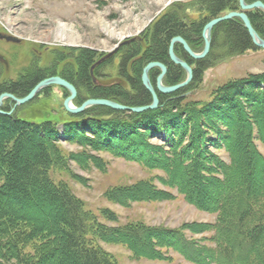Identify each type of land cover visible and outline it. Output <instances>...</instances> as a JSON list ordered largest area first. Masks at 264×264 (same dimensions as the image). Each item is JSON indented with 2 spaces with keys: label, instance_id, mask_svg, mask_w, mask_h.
<instances>
[{
  "label": "trees",
  "instance_id": "trees-1",
  "mask_svg": "<svg viewBox=\"0 0 264 264\" xmlns=\"http://www.w3.org/2000/svg\"><path fill=\"white\" fill-rule=\"evenodd\" d=\"M240 8L239 0H201L205 16L199 20L188 24L179 10L159 17L145 47L131 43L121 50L118 70L127 88L119 82L94 84L91 70L96 55L91 50H81L77 72L63 78L84 91L87 99L113 100L129 107L149 105L152 96L142 83L143 69L151 62L163 63L168 68L165 85L182 83L186 72L169 57L172 39L184 38L197 52L204 43V27ZM247 14L264 39V12ZM216 43L230 55L258 50L238 18L213 29L212 48ZM175 52L192 66L193 81L173 95L157 91L161 107L156 111L136 114L94 106L59 121L40 122L0 115V264H118L99 241L122 244L135 257L150 260H170L167 251L173 250L194 264H264V155L257 145L259 141L264 146V73L230 81L207 103L186 102L184 94L202 83L211 59L208 55L194 60L181 46ZM51 73L56 76L53 71L33 70L15 90L25 97ZM95 73L99 72L95 69ZM159 73L151 71L155 88ZM84 100L75 103L79 106ZM61 140L163 172L158 181L165 188L177 190L197 209L215 214L216 222L186 223L180 229L135 223L107 227L66 184H57L50 176L53 169L68 170L70 157L83 167L92 160L105 169L104 163L86 150L66 155L55 145ZM213 150L224 151L229 161ZM106 197L123 206L175 199L152 181L110 190ZM103 216L117 221L108 210ZM187 233H213L209 241L214 246L196 243Z\"/></svg>",
  "mask_w": 264,
  "mask_h": 264
},
{
  "label": "rangeland",
  "instance_id": "rangeland-1",
  "mask_svg": "<svg viewBox=\"0 0 264 264\" xmlns=\"http://www.w3.org/2000/svg\"><path fill=\"white\" fill-rule=\"evenodd\" d=\"M200 1L0 0V31L21 39L19 44L10 45L15 56L13 63L15 69L10 71V75L16 79L30 66L33 69L43 68L48 73L58 72L56 75L59 77L71 71L75 73L79 67L77 62L79 52L91 50L96 55L95 64L100 62L93 70L94 84L109 86L119 82L127 88V83L119 76L118 70L123 46L140 43L145 47L153 24L165 13L179 10L188 24L203 18L205 15L200 11ZM233 12L242 11L240 8L239 11ZM229 13L231 11L226 14ZM204 46L205 43L196 53L202 52ZM115 49H118L117 53L107 57ZM208 55L211 66L205 71L202 83L194 85L192 91L184 94L188 97L186 102L207 103L218 88L230 81L246 78L251 74L264 73V49L230 55L222 44L216 43L213 48L211 46ZM95 69L99 72L97 75L94 74ZM164 81L165 78L163 85ZM76 89L78 94L71 104L79 107L91 98H85L86 93L84 91L81 93L77 87ZM69 96V91L54 85L46 88L30 103L17 107L14 105L11 112L1 108L0 111L7 113L4 116H17L27 121L40 122L45 119L59 121L71 115L64 107ZM81 98L86 100L78 106L75 101ZM41 111H44V114H40ZM59 132L63 133L62 127L59 128ZM55 145L66 155L72 156L86 150L93 158L104 163L105 169L98 168L92 160L87 167H83L74 157H70L68 170L53 169L50 176L55 183L66 184L75 196L84 202L85 208L96 214L97 219L109 228L135 223L149 227L180 229L186 223L216 222L215 214L197 209L177 190L165 188L158 181L165 176L161 171L150 170L106 151L93 150L89 145L84 147L64 140L56 142ZM257 145L264 155V146L259 141ZM213 152L220 155L224 161H229L224 151ZM143 181H152L158 188L171 192L175 199L129 202V205L123 206L106 197L110 190L131 187ZM105 210L116 215L117 221L106 220L103 216ZM187 235L196 243L200 241L202 245L214 246L209 241L213 233ZM204 236L208 241H203ZM98 245L118 264H194L173 250L167 251L171 259L165 261L137 258L129 248L118 243L99 241Z\"/></svg>",
  "mask_w": 264,
  "mask_h": 264
},
{
  "label": "water",
  "instance_id": "water-1",
  "mask_svg": "<svg viewBox=\"0 0 264 264\" xmlns=\"http://www.w3.org/2000/svg\"><path fill=\"white\" fill-rule=\"evenodd\" d=\"M240 2V7L242 12H231L229 14H226L224 16H221L219 18H216L212 21H210L203 29V39H204V49L200 53L194 52L188 42L178 36L174 39H172L170 46H169V57L171 61L176 64L181 66L184 71L186 72V79L182 83H179L174 86H165L163 85V79L165 78L168 69L167 66L163 63L160 62H151L149 63L144 69H143V75H142V83L144 87L150 92L152 96V102L149 105L142 106V107H129L125 106L123 104L117 103L115 101L107 100V99H89L85 101L82 106L79 107H74L71 103L76 99L77 97V89L76 87L71 84L69 81L65 80L62 77L59 76H54L50 78H46L40 83H38L30 93L23 97V98H17L12 95H4L0 99V104L2 102V99L4 97H11L15 101L16 107L19 105H25L27 103L32 102L42 91H44L46 88L50 86H60L67 91H69L70 96L65 100L64 107L65 109L73 114V115H78L82 114L85 111H87L89 108H92L94 106H103L107 107L116 111H126V112H131V113H136V114H141V113H146L148 111H156L161 107V101L158 96V92L165 94V95H171L175 94L180 90L186 89L191 82L193 81L194 73H193V68L192 66L184 61L183 59L179 58L176 53H175V47L176 45L182 46L184 51L194 60H201L204 59L208 56L211 46H212V32L213 29L219 25L222 22L233 20L235 18L240 19L245 28L248 30V33L252 39V42L254 46L258 49H264V39H262L259 34L256 32L254 29L251 20L247 14L248 11L251 10H261L264 12V2L259 0L255 3L248 4L246 3L245 0H239ZM2 37V36H0ZM8 41H12L15 43H19L21 39L15 37V36H6L5 37ZM118 49H115L110 55L107 57H110L117 53ZM100 62L97 64H94L91 70V73L93 74L94 68L99 65ZM159 69L160 70V75L157 78L156 81V88L153 86L152 81L150 79V72L154 69ZM7 113L1 112L0 115H6Z\"/></svg>",
  "mask_w": 264,
  "mask_h": 264
},
{
  "label": "flooded vegetation",
  "instance_id": "flooded-vegetation-1",
  "mask_svg": "<svg viewBox=\"0 0 264 264\" xmlns=\"http://www.w3.org/2000/svg\"><path fill=\"white\" fill-rule=\"evenodd\" d=\"M257 1H259V0H257ZM257 1H255V2H257ZM0 36H2V37H0V99L4 95H12V96L17 97V98H22L23 96L15 90V86L17 84H19L20 81L24 77H26L28 74H30L33 70H38V71L41 70V71H45V72H46V70H44L43 68L42 69H40V68H34L33 69V67L30 66L27 70H25L24 72H21L17 76L16 79L12 78L11 75H10V71L15 69V67H13L14 57L15 56H14V54L12 52L13 50L10 48L11 47L10 45L15 43V42L8 41L5 37L6 36H10V35H8V34H6L4 32L0 31ZM177 46H180V45H176V47ZM181 48H182V46H181ZM182 50L184 51L183 48H182ZM54 73L57 74L58 72H54ZM51 75H52V73L49 74V77H52ZM56 76H59V75H56ZM61 77L63 78L64 76L61 75ZM156 81H157V79H156ZM14 105H15V101L11 97H4L2 99V103L0 105V108L5 110V111L11 112L13 107H14ZM40 114H44V111H41Z\"/></svg>",
  "mask_w": 264,
  "mask_h": 264
}]
</instances>
